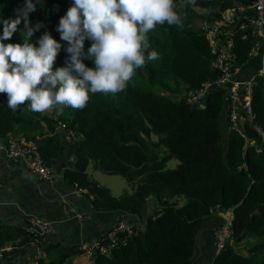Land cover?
Masks as SVG:
<instances>
[{"label":"trees","instance_id":"obj_1","mask_svg":"<svg viewBox=\"0 0 264 264\" xmlns=\"http://www.w3.org/2000/svg\"><path fill=\"white\" fill-rule=\"evenodd\" d=\"M33 2L36 10L29 13V23L35 26L42 22L43 27L34 32L31 42L36 44L47 31L62 45L53 65L55 71L64 66L69 55L57 25L74 0ZM173 2L184 27L165 23L147 34L149 49L145 57L148 51L155 50L160 58L146 60L144 67L136 69L124 91L115 95L89 93L83 109L64 106L65 114L58 117L18 108L13 111L6 102L0 101V137H11L16 125L25 128L29 122L34 126L33 116H39L41 121L49 123L51 134H42L39 138L26 132L25 135L36 141L51 167L66 148L63 132L56 130L62 122L66 125L63 130H71L80 137L75 161L64 166L65 182L88 189L94 207L110 206L142 215L148 198H157L160 209L146 217L144 226L135 224L136 235L109 254H97L93 264H193L198 233L216 206L222 212L233 208L237 245L227 246L213 264H264V150L259 153L257 144L247 140L244 127L243 133L229 131L224 88L213 86L204 97V106L186 101L190 90H198L206 81L213 82L221 75L216 67V54L202 30L203 22L220 18L227 8L249 4L252 0ZM24 4L25 0H0V21L15 18V10ZM23 29L21 20L11 39L3 43L23 44ZM2 31L0 22V35ZM257 41L251 29L243 30L240 25L235 30L234 71L255 56L261 60L262 48L252 53ZM90 46L91 40L86 38L85 53ZM82 59L86 66L94 67L91 59ZM250 76L237 75L242 80ZM252 111L255 122L264 130V78H259L254 87ZM242 115L247 119L245 112ZM154 134L156 140H153ZM172 159H178L179 163L175 168H168ZM92 162L107 175L125 177L135 187L134 192L116 197L109 188L90 180L87 169ZM16 235L25 236L29 243L34 241L25 228L0 226V249L6 248ZM249 238L257 243L244 255L239 245ZM27 241L12 245L0 264L16 263ZM82 253L83 249L77 246L63 248L58 258L45 261L40 257L36 264H64L71 256Z\"/></svg>","mask_w":264,"mask_h":264},{"label":"clouds","instance_id":"obj_2","mask_svg":"<svg viewBox=\"0 0 264 264\" xmlns=\"http://www.w3.org/2000/svg\"><path fill=\"white\" fill-rule=\"evenodd\" d=\"M35 10L33 0H25L15 10V18L0 21V93L7 95V106L13 111L26 102L30 111L40 113L57 106L83 109L89 93L122 92L146 60L160 58L155 50L145 57L147 34L165 23L184 27L173 0H74L56 29L69 55L64 66L53 71L62 45L47 31L36 44L31 42L34 32L43 27L42 22L29 23V13ZM21 20L23 44L3 43L11 39ZM86 38L91 40L87 53ZM83 57L91 59L94 67L86 66Z\"/></svg>","mask_w":264,"mask_h":264},{"label":"crops","instance_id":"obj_3","mask_svg":"<svg viewBox=\"0 0 264 264\" xmlns=\"http://www.w3.org/2000/svg\"><path fill=\"white\" fill-rule=\"evenodd\" d=\"M218 20L219 18H213L206 21L217 22ZM246 36L247 34L244 35V38ZM259 51L261 50L257 52ZM260 66L261 60L255 56L248 64L238 70L237 75L242 78L248 77L255 73ZM33 118L34 126L29 122L26 123L25 128L16 125L11 136H26V132L39 138L42 134H51L48 122L41 121L37 115H34ZM243 127L249 139L256 141L257 134L249 126V122L246 121ZM62 128V125L59 124L56 130L63 132L62 136L66 142V148L52 162L53 180L43 179L27 169L24 163L9 158L5 150L7 138L0 137V226L23 229L30 215L45 217L52 221L54 226V233L47 238L29 243L25 236L16 235L14 240L6 244V247L10 248L12 245H19L24 240L27 241L22 248L23 253L20 254L22 264H34L39 257H43L45 261L54 260L63 252V248L72 246L81 248L92 239L108 232L120 219H128L140 227L144 226L146 217L160 209L159 201L153 196L146 201L142 215L130 214L110 206L94 207L93 196L88 194V189L85 188L84 191H80L65 182L64 166L68 162L75 161L76 147L80 137L75 136L71 130H63ZM97 171L101 170L97 169L92 162L87 169L89 179L109 188L113 196L119 197L125 192H134L135 187L132 184H126L117 178L122 176L105 175V178H98ZM130 188L133 190H128ZM77 212L84 215L82 220L76 218ZM224 217L225 212L215 211L211 218L203 224L197 236L193 264H213L218 255L214 230L224 220ZM41 252L42 255H40ZM93 262L82 253L71 256L64 264H93Z\"/></svg>","mask_w":264,"mask_h":264},{"label":"built area","instance_id":"obj_4","mask_svg":"<svg viewBox=\"0 0 264 264\" xmlns=\"http://www.w3.org/2000/svg\"><path fill=\"white\" fill-rule=\"evenodd\" d=\"M245 18L246 22L241 20ZM238 27L251 29L253 36L258 39V43L254 46L252 53L256 54L262 48L261 67L256 73L249 78L240 79L237 77L238 71H234L235 54V29ZM202 30L209 39L212 52L216 54V67L221 71V75L212 81H206L198 90H190L187 94L186 101L190 105H204L203 100L206 93L210 92L215 85L226 90L227 109L229 114L228 129L229 131H240L243 133V115L246 113L249 126H251L257 134V140H247L252 144H257V151L261 153L264 150V130L255 122L256 115L252 111V95L254 87L259 78H264V0H252L249 4H241L238 6L227 8L217 22L204 21ZM225 44H223V41ZM228 84H231L228 86ZM63 128L65 124H61ZM5 150L8 157L16 162H22L26 168L39 177L47 180H53L54 174L52 168L45 162L40 149L33 139L26 136L9 137L7 139ZM84 191L83 188H78ZM221 211L220 206L212 209V212ZM76 218L82 220L84 215L81 212L76 213ZM33 237L34 240H40L49 237L54 233L53 222L39 215H30L27 218L24 227ZM135 224L128 219L118 220L112 228L102 236L92 239L81 248L84 255L94 261L97 254H109L114 248L122 244H126L131 237L136 235ZM215 245L218 254L229 245H237L234 230V210L233 208L225 212L223 222L214 230ZM11 247L0 249V260H4L6 252ZM43 253L41 252L40 255ZM11 257V254L8 255ZM40 258V257H39ZM14 264H22L19 259ZM36 264V262L34 263ZM212 264V263H202Z\"/></svg>","mask_w":264,"mask_h":264},{"label":"rangeland","instance_id":"obj_5","mask_svg":"<svg viewBox=\"0 0 264 264\" xmlns=\"http://www.w3.org/2000/svg\"><path fill=\"white\" fill-rule=\"evenodd\" d=\"M216 5L217 6H219V4L218 3H216ZM199 11L200 12H203V11H205L204 9H199ZM158 26V25H157ZM156 26V27H157ZM20 43V42H19ZM21 44V43H20ZM57 62L55 61V64H56ZM145 71V73H146V76L148 77V70L147 69H145L144 70ZM7 95L6 94H4V93H0V101L1 102H6L7 103ZM64 106H57V108H54V109H52L51 111H47V112H44V113H42V114H46V115H49L50 117H58L59 115H61V114H65V112L63 111V108ZM18 109L20 110V111H22V110H25V111H30V106H29V104H27V102L24 104V105H21V106H19L18 107ZM246 121L247 120H244L243 121V124L245 123L246 124ZM248 122V121H247ZM59 124H64V123H62V122H59ZM157 139V135H153V140H156ZM178 163H179V160L178 159H172V160H170L169 162H168V168H175L177 165H178ZM96 175H97V177L98 178H100V177H106L105 175H107V174H105V173H103L102 171H97L96 172ZM110 176H115V175H110ZM118 176H121V175H118ZM110 178H114V177H110ZM117 178H120V180H123V182H125L126 184H128L129 182L127 181V179L125 178V177H117ZM128 190H130V191H132L133 190V188H130V189H128ZM255 243H257V240H255V239H253V238H249V239H247V240H245V241H243L242 243H240V245H239V248H240V251H241V253L242 254H244V255H247V252H248V249L253 245V244H255Z\"/></svg>","mask_w":264,"mask_h":264},{"label":"water","instance_id":"obj_6","mask_svg":"<svg viewBox=\"0 0 264 264\" xmlns=\"http://www.w3.org/2000/svg\"><path fill=\"white\" fill-rule=\"evenodd\" d=\"M238 27V25H234L233 27H232V29H236ZM225 41L226 40H224L223 41V44H225ZM231 84H228V86H230ZM220 86H223L222 84H220ZM202 106H204V105H202ZM236 246V245H235ZM237 250H238V248H236Z\"/></svg>","mask_w":264,"mask_h":264}]
</instances>
